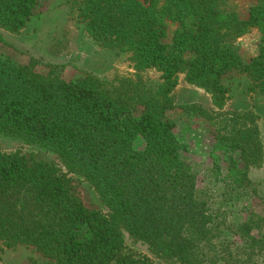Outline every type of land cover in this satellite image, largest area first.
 Instances as JSON below:
<instances>
[{
  "label": "trees",
  "instance_id": "16d2710c",
  "mask_svg": "<svg viewBox=\"0 0 264 264\" xmlns=\"http://www.w3.org/2000/svg\"><path fill=\"white\" fill-rule=\"evenodd\" d=\"M228 1L75 0L91 39L119 48L138 71L161 74L150 90L140 78L109 82L86 71L63 78L65 64L8 36L26 27L38 0H0V138L55 154L105 209H87L51 163L0 153V251L30 246L56 264H151L127 252L126 235L172 263L264 264V215L245 207L244 218L231 217L226 202L252 196L264 206V187L253 177L264 164L260 115L216 114L172 99L183 74L220 110L227 101L221 80L232 71L264 96V0H252L246 18ZM253 30L257 54L243 62L237 40ZM175 109L206 120L225 153V170L215 162L210 170L222 182L218 202L213 189H198L182 155L187 146L168 115Z\"/></svg>",
  "mask_w": 264,
  "mask_h": 264
},
{
  "label": "rangeland",
  "instance_id": "374dc122",
  "mask_svg": "<svg viewBox=\"0 0 264 264\" xmlns=\"http://www.w3.org/2000/svg\"><path fill=\"white\" fill-rule=\"evenodd\" d=\"M252 0H229L228 7L235 10L241 18H246L248 5ZM20 48L27 49L45 60L63 63L66 68L62 77L70 79L77 77L81 71L98 75L109 82L121 79L140 78L150 90H155L161 83V74L156 69L138 71L127 55L119 48H107L91 39L84 30L75 0H38L30 21L17 35H8ZM259 34L256 31L242 36L237 40L238 52L243 62H249L257 54ZM11 57L25 63L26 58L16 53L6 51ZM227 90L226 105L222 109L215 108L209 95L185 81L184 75L178 76L177 85L173 90L172 99L175 105H199L205 111L212 113L252 110L261 117V127L264 132V96L258 90L249 89L252 82L246 74L232 71L221 80ZM175 123V134L187 146L183 157L197 174L199 190L214 191L219 201L223 192L222 182L212 177L210 170L214 162L225 170L223 162L225 153L215 147L211 128L199 114H186L181 109L168 112ZM212 115V114H211ZM142 143L139 141L137 146ZM19 152L29 162H46L54 165L71 181L74 194L89 210L105 213V209L89 185L78 175L68 173L55 154L43 148L25 145L10 138H0V153ZM255 180H260L264 187V164L261 169L253 171ZM227 206L238 219L244 218L243 208L249 207L254 213L264 215V206L256 197L239 198L236 195L227 198ZM126 250L130 254L145 257L151 264H177L154 255L146 245L135 242L125 235ZM0 264H56L43 257L35 248L18 245L13 248L4 247L0 251Z\"/></svg>",
  "mask_w": 264,
  "mask_h": 264
}]
</instances>
